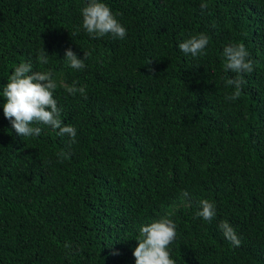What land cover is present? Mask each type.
<instances>
[{
	"label": "trees",
	"instance_id": "obj_1",
	"mask_svg": "<svg viewBox=\"0 0 264 264\" xmlns=\"http://www.w3.org/2000/svg\"><path fill=\"white\" fill-rule=\"evenodd\" d=\"M102 2L124 39L89 36L88 0H0V264H135L139 228L168 213L176 264H264V0ZM199 32L206 55L179 50ZM229 43L254 61L235 101ZM66 49L87 53L85 68H71ZM21 62L87 86L86 98L54 93L75 142L43 124L20 137L4 117ZM202 199L216 206L211 222L196 215Z\"/></svg>",
	"mask_w": 264,
	"mask_h": 264
},
{
	"label": "clouds",
	"instance_id": "obj_2",
	"mask_svg": "<svg viewBox=\"0 0 264 264\" xmlns=\"http://www.w3.org/2000/svg\"><path fill=\"white\" fill-rule=\"evenodd\" d=\"M206 7L207 4L201 5V8ZM81 15L82 27L93 39L106 34L119 39H124L126 36V28L117 19L119 14L114 15L110 7L102 0H88L86 6L81 9ZM208 45V35L199 32L180 42L178 48L185 54L197 57L206 55L205 50ZM87 56L88 54L84 52L82 59L77 58L71 49H66L64 59L71 68L81 70L85 68ZM249 56L250 53L243 43H229L223 49V67L234 74L227 80V84L234 89L226 97L229 101H235L241 96L246 83L244 75L254 71V61L249 59ZM36 59L42 66L49 63V55L43 48ZM58 87L63 88L71 96L79 94L86 98V85L77 86L75 82L69 85L63 80L58 81L51 69L33 71L31 62H21L14 68L7 84L3 87V97L6 98L3 114L10 120L17 135L39 136L42 129L38 125L43 124L58 130V136L67 135L72 142H75L76 128L62 123L61 110L54 98ZM59 155L65 156L66 153L62 152ZM181 195L187 197L189 193L182 191ZM199 204L200 210L196 215L211 222L216 215L215 204L208 199L200 200ZM171 215L168 213L139 228L137 246L132 253L135 264H176L169 252V245L176 238V224L170 218ZM219 228L227 240L236 247L240 246V239L227 221H221ZM65 247L69 245L65 244Z\"/></svg>",
	"mask_w": 264,
	"mask_h": 264
}]
</instances>
